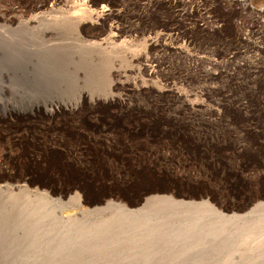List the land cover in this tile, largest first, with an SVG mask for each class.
Returning <instances> with one entry per match:
<instances>
[{
  "label": "rangeland",
  "instance_id": "1",
  "mask_svg": "<svg viewBox=\"0 0 264 264\" xmlns=\"http://www.w3.org/2000/svg\"><path fill=\"white\" fill-rule=\"evenodd\" d=\"M64 2L0 0V46L6 47L2 52L0 48V76L3 67L10 70L0 77L1 84L28 86L44 79L32 77L39 66H47L46 73L52 69L44 79L49 87L61 83L73 91L53 87L57 97H74L73 44L94 46L93 41L100 42L110 25L117 33L113 43L123 39L130 49H143L142 57L133 64L148 62L154 70L148 74L143 67L144 71L128 69L127 75H120L104 73L95 65L88 70L84 84L90 89L97 87L102 95L114 90L112 94L126 101L120 104L117 99L108 102L100 98L93 106L83 102L72 113L56 111L50 116L52 121L11 99L8 91L0 94L6 103L18 106L11 111L0 106V193H4L0 204L5 203L7 193H17L24 185L60 198L57 213L70 212L77 217L79 208L67 199L74 191L88 200L84 207L101 205L107 199L133 207L154 193L179 199L209 197L225 213H243L264 201V0ZM101 5L107 14L87 22L77 33L67 27L61 35L39 29L49 17L52 20L48 22H53L59 16L78 13L93 19ZM36 23L40 27L35 28ZM31 26L37 30L33 32ZM48 36H54V43H46L45 37L51 40ZM16 37L26 39L18 42ZM150 39L157 42L149 44ZM40 40L43 44L39 47ZM55 41H60L59 45ZM45 46L54 47L53 52L47 53ZM26 48L35 50V55ZM28 59L37 67L33 72L25 67ZM128 61L122 60V65L130 64ZM140 78H147V87L136 89L133 85L141 83ZM78 79L81 81V76ZM109 80L119 81L121 86L107 88Z\"/></svg>",
  "mask_w": 264,
  "mask_h": 264
},
{
  "label": "bare ground",
  "instance_id": "2",
  "mask_svg": "<svg viewBox=\"0 0 264 264\" xmlns=\"http://www.w3.org/2000/svg\"><path fill=\"white\" fill-rule=\"evenodd\" d=\"M64 1L66 2V0ZM240 1L245 2L246 0ZM101 6L99 10L94 12L93 19L89 17V13L87 17L90 19L88 20L82 14L75 13L59 16L58 19L55 17L56 20L48 22L52 19L47 16L49 17L48 21H43L45 23H41V27L37 26L36 23L35 28L40 27L39 29L43 32L53 35H61L66 27L67 29L75 30L77 33V29L83 28L87 22H96L107 14V8L103 7V5ZM39 7L41 6L39 5ZM71 9L69 8L67 10ZM262 9L264 10V6ZM12 16H17V14ZM12 16L10 17L12 18ZM15 22L18 23V21ZM34 24L35 23H33V26ZM33 26H31L32 31L34 29ZM27 27L29 28L28 25ZM1 28L5 31L4 26L1 25ZM112 28L114 27L110 25L108 28L109 32L107 31L108 33L101 38L100 42L96 43L98 40L93 41L96 45L93 43L94 46L92 47L75 44L74 42L73 51L76 54V61H74V59V63H72L76 74V80L72 82V88L76 90V95L74 94V97H57L56 93L53 91L58 85L55 87L54 85L56 84L53 83V87L55 88L52 90L53 87H49L50 83L44 80L45 74L48 72L51 73L52 69L50 71L48 70L46 73L45 71L48 69L47 66L44 67L47 68L46 70L43 66L37 68L34 62H32L31 59L33 58L31 57L30 60L28 59L29 62H27L26 66H24L28 70H32V72L37 68V73L35 71L36 74L33 75L32 78L39 75V77L41 76L40 78L44 79L38 80L39 82L35 80L37 82H32L33 84L29 83L27 84L28 86H23L21 88H11V85L7 86L0 83V94H5L8 91L12 97L11 99L18 103L25 104L31 111H40L43 115L48 116L45 118L49 121L51 117L55 116L54 113L56 111L62 110V112L68 111L72 113L76 111L83 102L93 106L94 103L102 98L108 102L116 101L115 99H117L120 104L124 103L126 100H123L124 98H119L121 95L118 94V97L112 94L114 90L109 91L108 89V91L112 93L108 92V95H102L97 87L90 89L84 84L88 70H92L93 66L97 64L101 66L100 68L104 73L111 71L120 74L128 69L134 71L142 70L143 67L148 74H151L154 70L148 62L147 64L144 63L143 66H135L133 62L142 57L143 49H130L125 43L121 42L123 39H120V42L117 41L119 42L118 44H116V42L113 43L117 33L112 31ZM29 29H26V31ZM34 30L36 31L37 29ZM4 33L2 35H4ZM28 34L30 33H26V35ZM37 34L38 33H36V35ZM41 35H39V37L42 38ZM46 37L44 38L46 43H54L52 40L54 36H48L49 39L53 37L51 39L52 41H47ZM23 38L24 37H22V39ZM29 38H31V34ZM20 39L17 38L15 40L20 42ZM3 40L6 41V39ZM29 40L33 42L31 39ZM150 40L151 42H149V44H153L157 39ZM40 41V43L37 42L40 44H37L39 47L42 43V40ZM57 42L55 41V43ZM61 42H64V40ZM4 43L3 45L6 44ZM30 44L31 43L27 45ZM57 44L59 45V43ZM7 45L10 44L7 43L6 46ZM154 45H156V43ZM30 46H32V44ZM0 48L2 47L0 46ZM5 48H2L1 52L3 49L5 51ZM47 48L49 49V46ZM26 49L35 55V50L32 52L31 49ZM53 49L54 47L49 49V51L45 49V51L51 53ZM23 50H25V48ZM68 52L70 53L71 51ZM14 53L16 54V51H14ZM44 57L45 56H40V58H38L41 59ZM27 58L25 59L27 60ZM124 59L127 61L129 60L128 62H130V64L128 65L131 68H128L127 64L126 66L122 65V60ZM35 61L38 60L36 59ZM142 61L141 59V62ZM111 62L116 64H113L115 67H112ZM40 63L42 62L40 61ZM2 69L5 68L3 67ZM2 69L3 77L7 76L9 74L6 70L8 67L5 70ZM32 72L31 76L34 74ZM78 74H81V81L78 79L80 77ZM124 74L127 75L126 73ZM47 75L49 76L51 74L48 73ZM115 76L117 77L118 75ZM36 77L34 79H39ZM120 77H123V75ZM32 78L30 79L33 80ZM30 79H27V81L30 82ZM112 79H114V77ZM125 79H127V77ZM140 79L141 83H135L133 85L134 88L142 89V87L146 85L144 80L147 78L143 80L142 78ZM111 80L108 81L107 88H114L120 85L119 79H117L119 81H115L116 79L114 81ZM79 82L82 84L79 85ZM152 82V86L153 84L156 85L154 83L156 82L155 80ZM58 88H61L62 92L69 93L71 91L70 87L64 84L62 85L61 83ZM173 92H175V90H173ZM177 95H182L184 97V95L178 91ZM3 99L0 98V106L2 105L9 111L18 109L17 105L8 104ZM53 105H56V107L52 108ZM26 188L24 185L21 191L20 189L18 190V192L20 191L19 193H7L6 200H4L5 203L0 204V264H264V201H257L250 209L243 213H225L218 208L215 203H212L209 197L199 200L179 199L171 194L154 193L145 196L142 202L133 207L128 206L124 201H114L113 199H107L101 205L84 207V203H87L88 200L78 191H74L67 199L71 201L74 200L76 207L79 208L77 213H79L80 217H77V215L70 212H66L65 214L57 213L56 206L61 204V199L49 196L48 191L44 189L38 190L37 188L29 190ZM0 195L4 196V193H0Z\"/></svg>",
  "mask_w": 264,
  "mask_h": 264
}]
</instances>
